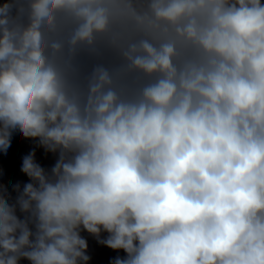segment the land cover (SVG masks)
<instances>
[{"label":"clouds","instance_id":"obj_1","mask_svg":"<svg viewBox=\"0 0 264 264\" xmlns=\"http://www.w3.org/2000/svg\"><path fill=\"white\" fill-rule=\"evenodd\" d=\"M97 249L264 264V0H0V264Z\"/></svg>","mask_w":264,"mask_h":264},{"label":"water","instance_id":"obj_2","mask_svg":"<svg viewBox=\"0 0 264 264\" xmlns=\"http://www.w3.org/2000/svg\"><path fill=\"white\" fill-rule=\"evenodd\" d=\"M24 147V142L17 138V140L14 142L13 149H12V156L10 157L13 158L15 154ZM15 171V169H12ZM113 255L109 250L107 249H97V254H96V261L97 264H107V259L109 256Z\"/></svg>","mask_w":264,"mask_h":264}]
</instances>
